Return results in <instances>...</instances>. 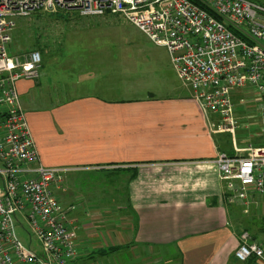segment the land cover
Listing matches in <instances>:
<instances>
[{
	"label": "crops",
	"instance_id": "1",
	"mask_svg": "<svg viewBox=\"0 0 264 264\" xmlns=\"http://www.w3.org/2000/svg\"><path fill=\"white\" fill-rule=\"evenodd\" d=\"M138 48L157 69L125 81L130 97L84 93L87 72L76 80L82 95L73 97L63 83L42 85L41 74L17 82L41 164L67 170L56 194L78 227L74 264H264V256H235L244 232L264 250V194L247 205L229 201L215 163L224 151L222 134L212 132L216 117L189 88L164 91L166 78H178L166 48ZM126 52L118 60L129 59ZM102 173L114 177L108 191L104 181L66 185L70 174Z\"/></svg>",
	"mask_w": 264,
	"mask_h": 264
},
{
	"label": "built area",
	"instance_id": "2",
	"mask_svg": "<svg viewBox=\"0 0 264 264\" xmlns=\"http://www.w3.org/2000/svg\"><path fill=\"white\" fill-rule=\"evenodd\" d=\"M198 1L212 14L190 0H0V264H74L78 254V227L56 194L67 170L41 164L17 90L20 80L40 78L42 53L11 48L18 19L38 12L112 13L166 48L178 78L204 113L216 117L212 132L234 138L236 155L223 151L215 161L229 201L247 205L252 194H264V146L240 148L235 137L242 128L237 106L254 96L263 100L264 133V5ZM17 226L28 234L29 247L18 238ZM34 237L41 252L33 248ZM240 237L238 260L264 256L249 232Z\"/></svg>",
	"mask_w": 264,
	"mask_h": 264
},
{
	"label": "rangeland",
	"instance_id": "3",
	"mask_svg": "<svg viewBox=\"0 0 264 264\" xmlns=\"http://www.w3.org/2000/svg\"><path fill=\"white\" fill-rule=\"evenodd\" d=\"M255 1L264 5V0ZM69 15L70 22H61L49 12L35 13L25 19H18L11 45L12 51L19 53L38 50L42 53L43 63L40 69L42 85L63 83L64 94L68 95L67 97L79 96L82 95L83 88L78 87L76 80L81 73L87 72L85 74L90 76L83 77L87 78L89 87L84 93L106 95L108 92L110 94L113 92L114 98L130 97L134 92L131 89L125 90V81L140 82L148 76L149 72L157 69L154 60L138 53V47H141L142 51L146 49L157 51L158 48L123 17L112 13L93 17H83L72 12ZM16 36L17 39H14ZM124 52L128 53L130 58L122 57L118 60L119 54ZM182 86L186 87L179 78L176 80L174 77H168L164 83L165 89L168 90L164 91L166 93L172 90L178 91ZM262 103V99L254 96L253 100L247 99L245 105L237 106L239 116L244 115L247 125L249 124L248 129L240 128L235 135L238 147H246L250 144L264 145V133L261 131L263 116L259 111ZM248 107L252 108L248 110L250 114L247 111ZM251 134L254 138L249 139ZM219 143L224 152L232 153L235 150L234 138L231 134L220 135ZM92 175L76 177V174H70L66 185L71 188L74 179L83 180L84 184L87 180L104 181L108 184H106L108 191L107 186L114 177L107 173ZM65 178L66 175L64 180ZM88 191L94 193L93 188H86L83 192ZM117 192H122L121 188ZM122 196L125 195L121 193L120 197ZM24 226L29 227L27 223H24ZM16 233L20 241L29 247L32 242L25 230L17 226ZM32 245L37 251H42L37 237H34Z\"/></svg>",
	"mask_w": 264,
	"mask_h": 264
},
{
	"label": "trees",
	"instance_id": "4",
	"mask_svg": "<svg viewBox=\"0 0 264 264\" xmlns=\"http://www.w3.org/2000/svg\"><path fill=\"white\" fill-rule=\"evenodd\" d=\"M190 1H193L196 5H198V6H200V7H202L203 9H205V10H207L208 11V13H211L212 14V11L208 8V7H206V6H204L200 1H198V0H190ZM252 1H255V0H252ZM256 2V1H255ZM64 12V13H63ZM76 13L77 15H80L79 14V12L78 11H75V10H72V11H56V12H51L52 13V15L54 14V17H55V19H57V20H59V21H61V22H63V21H69L70 22V13ZM38 13H41V12H38ZM65 17H67V19H65ZM218 19H220V20H222L221 18H218ZM237 33V32H236ZM243 39H245L246 41H248V42H250L251 44H253V42L252 41H250L247 37H245V36H241ZM14 39H17V36L16 37H14Z\"/></svg>",
	"mask_w": 264,
	"mask_h": 264
}]
</instances>
